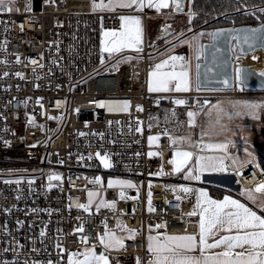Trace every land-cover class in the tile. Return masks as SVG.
<instances>
[{"label":"built area","instance_id":"1","mask_svg":"<svg viewBox=\"0 0 264 264\" xmlns=\"http://www.w3.org/2000/svg\"><path fill=\"white\" fill-rule=\"evenodd\" d=\"M11 6L12 12L0 11V264H68L70 253L82 255L86 247L114 257L111 264L150 261L149 225L160 224L167 234L196 227L197 215H187L195 193L179 189L187 182L173 172V151L228 155L198 141L192 147L172 142L198 90L150 92L147 45L140 59L101 64L102 32L119 26V12L93 11L91 0H14ZM150 136L156 137L151 143ZM224 164L226 171L201 176L227 178L239 191L264 183V160L246 161L239 176L231 159ZM109 180L135 187H109ZM89 192L85 211L79 205L88 204ZM110 232L131 236L115 251L100 242Z\"/></svg>","mask_w":264,"mask_h":264},{"label":"snow or ice","instance_id":"2","mask_svg":"<svg viewBox=\"0 0 264 264\" xmlns=\"http://www.w3.org/2000/svg\"><path fill=\"white\" fill-rule=\"evenodd\" d=\"M176 4L177 10H180L181 4L179 0H173ZM14 0H0V11L12 12ZM119 6L122 8H132L135 6L137 10H142L145 7V0H120ZM168 0H147V7L155 8L159 11L161 8L168 7ZM113 7L112 0H109L107 5L101 3L92 5L93 11L97 8H108ZM19 11V9H15ZM27 10V9H26ZM264 12V9H261ZM121 27L117 29H106L103 32V36L107 38V42L102 39L101 47L102 50L107 52L109 55L113 53H121L123 49H134L136 52L142 51V27H141V17L140 16H121ZM168 27V26H166ZM264 29V24L260 25L259 29L253 28L245 31H249L253 34L259 30ZM225 31H240L239 29H219L213 33H209L214 39ZM180 43H188V41L180 40ZM172 47H175L173 44ZM191 47V44H189ZM199 55V50L198 53ZM151 53L149 58H151ZM138 59L142 57H137ZM122 59L131 60L132 57H123ZM185 58L178 55H171L166 59L160 60L155 63L149 72V82L148 90L150 92H186L190 90V69L188 65H181L180 70H176V62L182 61ZM255 59V57H254ZM35 63V61H33ZM104 63L103 57H101V64ZM120 63V61H117ZM199 67V65H197ZM170 69V70H168ZM241 69H236V79H240ZM17 75H21L17 73ZM264 75V71L261 72ZM227 83V81H225ZM174 85V87H173ZM201 86L199 81H197V90L199 91ZM186 101L183 99H176V104H184ZM128 101H124V111H127ZM208 103V101H204ZM236 105H242L248 110L249 114H254L255 109L258 107L256 103L253 102H234V107ZM218 111L223 112L224 110L220 108L219 102L215 106ZM139 109L140 106L137 105ZM236 116L242 115L241 111H235L233 113ZM189 117H193L194 113L189 112ZM192 123V120L189 121ZM137 131H140L138 128ZM156 137H149V143L155 140ZM185 138H180L183 141ZM173 144L179 141L173 140ZM191 144V141H188ZM7 144L8 142L5 141ZM208 148H218L226 151L227 143L217 144V145H207ZM203 151V148L201 149ZM99 155V153H97ZM149 155H156V153H149ZM194 158V167H188L185 172L186 179H192L199 181L201 179L200 173L205 171L211 172H222L226 171L224 161L226 159H231L234 168L236 169V175H240L239 169L244 166L245 162L239 161L236 157H230L228 155L224 156H213V155H195L190 151L177 150L174 152L173 159L169 162L173 167V172H180L181 169L188 164L189 160ZM101 162L104 164L105 168L111 167V164L106 157H101ZM251 162V161H249ZM159 174V173H157ZM59 179V177H55ZM53 179V177H49ZM99 181V177L96 178ZM239 182V181H238ZM118 185L120 187H135L130 180H109L108 186ZM185 193L191 192L192 189L180 186ZM255 191L264 193V183L256 186ZM242 195H246L247 199L256 204V209L249 207L246 202H241L239 199H235L230 195H225L223 199H213L211 198L205 189L201 188L198 190V196L196 204L193 210L187 213L188 216L199 215V230L197 233H187L181 235H168L165 233H158L157 236L149 235L148 248L154 253L155 260L150 261L149 264H264V201L257 203V197L254 195L252 189H243ZM93 192H89V202L88 204L79 205L85 211L89 209L92 204ZM121 198L124 197V192L120 193ZM203 197V200L201 199ZM135 199V197H133ZM180 199V197H177ZM115 202H108L109 207H114ZM100 204H97V209L100 208ZM150 212L154 211L151 207V192H149V208ZM199 210V211H197ZM160 224L149 225V230L153 227L159 229ZM223 230L225 235L219 236L218 239H212L209 243L210 237H215L218 232ZM83 231V228L79 229ZM130 233H135L134 229H127ZM107 232V229H106ZM234 234H231L233 233ZM43 235V233H41ZM164 236L163 240L159 239V236ZM87 241V237H83ZM112 239L109 237V240ZM100 242L108 247L122 246V241H117L115 245L107 243L105 237H100ZM222 248L220 252L210 251L212 249ZM240 249L239 251H235ZM199 252L200 255H194L193 253ZM77 253H70L68 257V264H109L108 257L101 252L99 255L95 253L93 249L85 248L83 253V259H73ZM27 264V262H25ZM33 264H39V262L34 261ZM51 264V261L48 262ZM137 264H139V259H137Z\"/></svg>","mask_w":264,"mask_h":264},{"label":"rangeland","instance_id":"3","mask_svg":"<svg viewBox=\"0 0 264 264\" xmlns=\"http://www.w3.org/2000/svg\"><path fill=\"white\" fill-rule=\"evenodd\" d=\"M7 1V0H6ZM178 19H180L181 23L185 24L178 31L175 36L171 35L170 40L176 36H180L179 39L175 42V47H172L173 43L167 46L165 49H158V47L154 46L150 42V30L147 24V28L145 31V40L142 35V44L147 43V47L151 52V65L149 67V72L155 63H158L162 59H166L171 56L174 50L178 49V46H183L181 49L177 50V52L184 57L185 59L182 61L176 62V70L179 71L181 65H188L190 69V90H197L196 82H195V64H196V55H195V45L197 41H203L205 39H209L212 31H194L192 33H188L191 30L189 29L193 15H192V0H183V9L177 12ZM163 16V15H159ZM164 16H172V15H164ZM186 24L188 27H186ZM169 40V39H167ZM184 40L188 41V43H180L178 41ZM191 44V47H189ZM142 47V46H141ZM183 49V52L180 51ZM233 60L235 62V87L232 90L227 91H217V90H199V95L195 101V105L193 108H190L186 111L187 122L184 129L176 134H173L172 139L179 141L175 144V146L182 147H192L194 143L198 141L202 146H204L208 150L224 152L228 154L230 157H236L239 161L246 162L248 160H257L259 163L261 160H264V92H247L244 91L236 79V69L241 64H247V54L242 55L239 52L238 47L235 43H232L231 46ZM142 52V51H141ZM141 52H136L134 49H129L127 53L123 54L121 57H113L112 56H104V60L113 61V64H117V61L121 62H129L137 59ZM262 52V51H261ZM263 57V52L261 53ZM174 55V54H172ZM123 57H132L131 60L122 59ZM170 70V69H168ZM260 72L264 71V66L258 69ZM149 82V75H148ZM174 87V85H173ZM175 92V91H171ZM179 93V92H177ZM204 101H208V103H204ZM253 102L258 105L255 109L254 114H249L248 110L244 108L242 105H236L234 102ZM219 102L220 108L224 111H218L217 103ZM235 111H241L243 114L236 116L233 113ZM193 112L194 116L189 117L188 113ZM192 120L190 124L189 121ZM180 138H185L183 141ZM191 141V144L188 141ZM227 143L226 151L212 147L208 148L207 145H217ZM177 150L188 151L186 149H180L176 147L174 152ZM213 156H221L220 154H213ZM174 167V165H172ZM188 167H194V159L189 160L188 164L185 165L180 172H174L175 176L183 179L186 184L183 186L191 188L192 191L188 192V194L192 193L196 187H192L188 182L202 183L203 177L199 181L186 179L185 172ZM212 173L211 171H205L200 173ZM214 173V172H213ZM12 179H17L16 177H11ZM211 180V179H210ZM207 185V182L204 181ZM203 185V184H201ZM209 185V184H208ZM150 184H148L149 188ZM181 186V185H180ZM179 186V189H182ZM183 190V189H182ZM149 192L147 194L148 200V208H149ZM97 199H101V193L96 194ZM152 201V200H151ZM100 202V201H99ZM98 202V203H99ZM121 230L127 231L126 228L119 224ZM104 237V236H100ZM109 236H105V241L109 243L112 239L109 240ZM119 236L115 238V241L118 240ZM115 245V244H113ZM110 250H119L120 246L108 247ZM110 262H114V257H110L106 255ZM73 259L79 260L83 259L82 255H76ZM137 262V260H136ZM115 263V262H114Z\"/></svg>","mask_w":264,"mask_h":264},{"label":"water","instance_id":"4","mask_svg":"<svg viewBox=\"0 0 264 264\" xmlns=\"http://www.w3.org/2000/svg\"><path fill=\"white\" fill-rule=\"evenodd\" d=\"M180 10L183 9V0H179ZM256 26L242 24L237 26L217 27L211 33L219 30L239 29L240 31H225L215 39L210 35L208 40L197 41L195 45L196 67L195 82L201 86L200 90L227 91L235 87V63L232 55V43L238 47L240 54L246 55L255 50H262L264 57V29L255 34L245 31L248 29H259ZM199 50V55L197 54ZM199 65V67H197ZM240 83L242 89L247 92H264V75L247 64H241ZM227 81V83H225ZM234 186L233 181L229 183Z\"/></svg>","mask_w":264,"mask_h":264},{"label":"crops","instance_id":"5","mask_svg":"<svg viewBox=\"0 0 264 264\" xmlns=\"http://www.w3.org/2000/svg\"><path fill=\"white\" fill-rule=\"evenodd\" d=\"M94 2L96 4L103 3V4L107 5L109 3V0H91V5H93ZM119 2H120V0H112L113 7L111 9L97 8L96 10L97 11L119 12L121 16H133V15L140 16L141 17V27L143 30L142 35L144 36L143 39L145 40V31H146L147 24H148V27L150 30V42L152 44H154V46L158 47V49H160V50L165 49L167 46L171 45L172 43L175 44L177 39L180 38V36H176L170 40L171 35L175 36V34H177L178 31L180 30V28L185 26V24L181 23L180 19H178V14H177L178 11H176V4L173 2V0H168L169 6L167 7V8L173 9L174 12H173L172 16H159V13L155 8L147 7V0H145V7L142 10H137L135 8V6H133L132 8H122L119 6ZM166 26H168V27H166ZM120 27H121V20H120L119 26L115 29L119 30ZM186 27H188L187 24H186ZM189 27H190L189 29L191 31L188 33H192L193 29H192L191 25ZM103 32H102L101 40L104 39L107 42V38L103 36ZM167 39H169V40H167ZM144 40H143V44L141 45L142 49L147 44V43H144ZM182 47L178 46L177 50L181 49ZM177 50L175 49L174 52H172V54L178 55V56L181 55L177 52ZM127 51H129V49H123L121 51V53H113L111 55H109L105 51H103V52H104V56L107 55V56H112V58L113 57L115 58V57H121L123 54L127 53ZM156 93H159V92H156ZM255 161H257V160H255ZM203 179H204L203 182L198 183V185L196 186V188L193 191L195 193V197H194L195 204H196V200H197V196H198V190L203 188L208 193V195L213 199H223V197L225 195H230L235 199L241 200V202H246L248 204V206L253 207L254 210H258V209H256V204H254L252 201L248 200L246 195L241 194L242 190L239 191L236 187H233L229 184L230 183L229 179L224 178V177H217V176H204ZM204 181L207 182V185L204 183ZM201 184H203V185H201ZM211 189L215 190L214 192H216V193H221V195H213L210 191ZM252 190L254 192V195L257 197V203L264 201V193L257 192V191H255V189H252ZM201 199L203 200V197H201ZM197 211H199V210H197ZM198 230H199V215L197 214L195 230L192 232L191 231L187 232V233H197ZM158 233L162 234L164 232L160 229L155 228V227H153L151 229V231L149 230V227L147 228L145 247H146L147 253L152 256V259L150 261L155 260L156 257L154 255V253H152L148 248V244H149L148 237H149V235L155 237L158 235ZM181 234H185V233L168 234V235H181ZM225 234H229V233H225L223 230H221L220 232H218L216 234L215 237L209 238V243L212 242V239H214V238L218 239L219 236L225 235ZM231 234H234V232ZM109 235L111 237H113V239L109 242L110 244H116L117 243L115 241V238L117 236H119L118 240L122 241V242L131 236L130 234H126V233H122V232H119V233L110 232L106 236H109ZM159 239L163 240L164 236H162V235L159 236ZM222 250H223L222 248H216V249H212L210 251L220 252ZM239 250L240 249H236L235 251H239ZM193 254L197 255V256L200 255V253L198 251L196 253H193ZM150 261L139 262V264H149ZM110 264H111V262H110Z\"/></svg>","mask_w":264,"mask_h":264},{"label":"trees","instance_id":"6","mask_svg":"<svg viewBox=\"0 0 264 264\" xmlns=\"http://www.w3.org/2000/svg\"><path fill=\"white\" fill-rule=\"evenodd\" d=\"M264 0H192L193 31H212L223 26L264 23ZM208 40V39H205ZM213 195L221 193L210 190Z\"/></svg>","mask_w":264,"mask_h":264},{"label":"bare ground","instance_id":"7","mask_svg":"<svg viewBox=\"0 0 264 264\" xmlns=\"http://www.w3.org/2000/svg\"><path fill=\"white\" fill-rule=\"evenodd\" d=\"M262 50L258 49L255 50L251 53L247 54V60L246 63L249 67L259 71L258 69H260L261 67L264 66V57H262ZM255 57V59H254Z\"/></svg>","mask_w":264,"mask_h":264},{"label":"flooded vegetation","instance_id":"8","mask_svg":"<svg viewBox=\"0 0 264 264\" xmlns=\"http://www.w3.org/2000/svg\"><path fill=\"white\" fill-rule=\"evenodd\" d=\"M194 32V31H193Z\"/></svg>","mask_w":264,"mask_h":264}]
</instances>
